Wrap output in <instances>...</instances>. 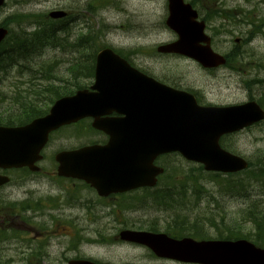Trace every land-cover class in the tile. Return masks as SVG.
I'll use <instances>...</instances> for the list:
<instances>
[{"label":"rangeland","instance_id":"374dc122","mask_svg":"<svg viewBox=\"0 0 264 264\" xmlns=\"http://www.w3.org/2000/svg\"><path fill=\"white\" fill-rule=\"evenodd\" d=\"M192 1L201 10L200 16L218 7L231 10L234 15V24H226L227 21L216 19L212 24L208 23L206 34L211 37V48L214 52L225 55L235 46V39L240 38L239 62H236L234 70L219 68L217 70H205L191 59L173 56H161L156 53V48L161 44H167L176 40V35L166 28L164 22L167 18L165 0H7L0 8V24L4 20H10L15 14H33L46 17L53 11L69 13V35L67 42L73 43L75 39L91 32L97 41L95 49L109 47L127 61L136 70L150 74L154 79H159L168 85H175L183 90H203L207 98L213 103L229 106L245 103L249 100L258 101L264 97V27L263 34H259L249 44L244 45V38L251 31L248 23H236V21L264 20V0H185ZM239 13V14H238ZM230 23V22H229ZM9 31H17L16 25H9ZM215 30L218 33H215ZM30 31V29L28 30ZM80 55L70 49H48L44 53L43 61L53 64L55 71L64 79H68L67 70L72 62ZM34 69L33 71H35ZM53 70V71H54ZM30 73L13 69L0 77V110L9 107L20 99L19 93L26 90L39 88L46 79L44 74ZM256 79L262 84L256 85ZM246 81L255 82L246 87ZM93 79H80L81 85L92 84ZM48 106L45 107V109ZM84 135L83 140H80ZM97 137L88 131L86 126L68 127L55 134L51 142L44 150V159L38 164L45 170L55 168L53 156L59 150H72L80 147L84 142ZM223 143V144H222ZM222 147L242 158L248 163L247 174L240 173L232 178L220 176L215 178L209 174L195 172L199 165L185 161L177 154L162 157L160 165L166 169L167 175L161 180V185L173 182L176 186H184V189H195L201 196L198 207L190 204L177 211L176 222H186L182 230L188 229L190 224L195 231L200 232L204 239H216L218 231H223L222 225L231 226L230 231H239L244 239L254 242L256 229L249 221L244 222L242 212L250 206L252 200L261 203L259 209L264 210V188L260 182H256L255 175L264 170V122L248 128L221 142ZM251 168H250V163ZM55 173V169L53 171ZM19 174H15V180L4 190V196L10 198L28 199L49 196L53 199H61V209L53 214L61 213L68 219L69 235H77L82 230L93 228L103 232L104 236L111 238L114 230L118 229L116 223L101 220V215H107L116 211L120 214L131 216L135 229H145L148 226H157L155 229L163 230L165 225H173L174 215L163 210H156L153 206L138 203L136 199L141 197L140 192L133 194L131 212L115 206H89L85 208L82 203L89 197L79 185H68L66 196L60 191V186L53 184L49 177H23V184L16 181ZM230 179V181H229ZM229 181V183H227ZM17 182V184H16ZM15 184V185H14ZM159 186L158 189H161ZM188 199L196 202V194L189 190ZM137 206V207H134ZM222 219V220H221ZM66 227V226H65ZM226 235V233H223ZM71 238H68L70 241ZM91 244L80 246L77 251L69 250V257L90 256L104 262H112L118 256L126 261L138 264H154L140 249L130 251L109 244L96 243L98 238L91 235ZM264 248V246L262 247ZM128 254L132 255L130 259Z\"/></svg>","mask_w":264,"mask_h":264},{"label":"water","instance_id":"95a60500","mask_svg":"<svg viewBox=\"0 0 264 264\" xmlns=\"http://www.w3.org/2000/svg\"><path fill=\"white\" fill-rule=\"evenodd\" d=\"M5 1L0 0V7ZM167 1L165 25L176 33L177 40L159 46L157 52L191 58L206 69L224 65V57L211 50L204 23L196 21L197 14L191 6L183 0ZM48 16L62 19L66 13L53 11ZM7 35L8 30L0 27V43ZM82 90L59 99L48 115L26 126L0 127V167L38 171L34 164L41 159L40 151L49 133L92 117V128L108 135V143L59 152L55 161L59 177L83 180L101 197L153 188L157 176L164 171L154 166V161L163 154L178 153L186 161L202 165L206 172L235 174L246 170L247 163L221 149L219 139L264 120V111L254 101L228 107H200L193 97L172 91L132 68L110 48L96 54L93 84ZM150 90L161 91V104H147ZM112 109L128 119H99ZM7 182V178H0V186ZM117 183L120 187L115 186ZM120 236L146 246L158 257L180 262L264 264V249L246 240L175 241L164 234L135 231H123ZM70 264L96 263L84 260Z\"/></svg>","mask_w":264,"mask_h":264},{"label":"flooded vegetation","instance_id":"af4514ba","mask_svg":"<svg viewBox=\"0 0 264 264\" xmlns=\"http://www.w3.org/2000/svg\"><path fill=\"white\" fill-rule=\"evenodd\" d=\"M193 6L195 4L191 3ZM194 8V7H193ZM226 9V8H225ZM224 7L216 8L215 11H219L218 13H214L213 11L206 12L203 17H200L202 8L198 11V18L200 21H203L207 26L208 23H213V17L216 14L217 16L222 14L224 11ZM230 11L231 10H226ZM239 14V13H238ZM226 24L229 23L230 19L226 17H222ZM252 33L249 32L245 35L244 41L247 43L252 42ZM239 45L234 46V48L225 54L226 59H236L239 58ZM176 88L177 92L186 93L191 95L196 103L199 106L204 107H221L222 105H218L209 100L203 90H183L175 85H170ZM66 95L63 96H52L53 92H65ZM71 90H26L19 93L20 99L15 101V107L19 109H30V107H39L44 104H49L50 107L60 98L68 97L74 95L77 91L81 90H73V93H69ZM90 91V90H87ZM161 91L160 90H150V94L147 96V104L148 103H157L161 104ZM156 105V104H155ZM47 110V113L49 111ZM108 113L99 117L100 120H114V121H123L127 120L125 114H121L120 112L112 109L107 111ZM46 113V114H47ZM27 120V119H26ZM32 120L28 121H20L16 124L8 125L1 124L2 127H18L24 126L30 123ZM94 118H82L76 123L70 126H92ZM64 128L57 129L50 133L48 143L41 151L42 159H44V150L51 142L52 137L61 132ZM91 131L94 132L97 137L90 139L87 142H84L80 147L90 146V145H98L104 146L109 141V136L99 130H94L91 128ZM84 135H81L80 140H83ZM60 151V150H59ZM163 156L158 157L154 164L156 166L160 165V160ZM55 169V173L53 172ZM15 174H19V178H16V181H19L18 184L22 185L23 177L34 176V177H49L53 184H57L60 187V191H62L63 195L66 196L68 191V185H79V187L88 192L89 197L93 199H86L82 203V206L85 208H89V206H115L123 209L125 212H131L133 205V194L140 192L141 197L136 199L138 203H147V199L150 195H155L156 189L149 188H141L135 191H124V192H116L110 193L105 197H101L98 195L96 190L92 188L89 184H87L83 180H74L69 178L59 177L56 173V164L55 168L45 170L44 168H40L38 172L31 173L27 168L22 169H4L0 168V178H7L8 183L6 185L0 186V264H70L73 261L78 260H89L96 262L98 264H138L133 261H126L121 256H118L112 262H104L99 259H95L90 256H73L69 257V250L77 251L80 246L86 244H91L90 240L91 235H96L98 238L96 243L101 244H109L111 246L121 247L127 250H131L133 248L142 250L146 257L152 261L154 264H196V263H188V262H180L168 258H161L155 255L149 248L139 245L136 243H132L122 239L120 236L123 231H146L152 232L154 234L161 233L166 235L171 240H182V239H192L194 241L201 240H222V239H204L200 232L195 231V227L191 224L187 226L188 229L182 230L181 226L174 220L173 217V225H165L163 230L159 231L154 230H145V229H135L133 227V222L130 214H120V212L116 211L111 214L101 215V220H107L118 225V229L114 230V234L111 238H107L104 236L103 232L98 229L91 230H82L78 232L77 235H69L68 229L69 223L67 217L63 214H53V212H58L62 205L60 204L61 199H52L51 194L49 196L39 197V198H28L19 199V198H10L4 196V190L8 188L11 184H13L15 180ZM160 177H158L157 186H162L163 189L165 186L172 187V185H161L159 183ZM17 184V182H16ZM15 185V184H14ZM116 187H120V184L117 183ZM180 221V220H178ZM66 226V227H65ZM186 226V225H185ZM71 238L68 241V238ZM242 238H231L228 241H235ZM129 258H132L131 254H128Z\"/></svg>","mask_w":264,"mask_h":264},{"label":"trees","instance_id":"16d2710c","mask_svg":"<svg viewBox=\"0 0 264 264\" xmlns=\"http://www.w3.org/2000/svg\"><path fill=\"white\" fill-rule=\"evenodd\" d=\"M68 20L61 21H51L47 17L42 15L33 14H15L10 20H4L1 24L3 27L8 28L9 25H16L19 30L13 32L9 31L8 37L0 46V77L12 71L13 69H18L21 73L23 70L33 71V73L44 74L46 78L43 84L34 90H71L69 93H73V90H78L82 88H87L86 84L81 85L79 83L80 79L90 80L93 78L94 74V61L97 49L95 46L97 41L92 37V33L89 32L84 36H80L73 41V43L67 42V36L69 35L70 28ZM262 26L256 25V33L262 31ZM30 29V31H28ZM217 33V32H216ZM70 49L75 51L80 55L75 62H72L70 68L67 70L68 79L62 78L55 71V67L43 61L44 53L48 49ZM104 48V47H103ZM233 60L227 61V66L234 69ZM55 70H54V69ZM54 70V71H53ZM254 82L250 81L247 87H250ZM262 84L261 80L256 79V85ZM65 92H53L52 96H63L66 95ZM1 101V99H0ZM258 104L264 109V97L258 99ZM47 106V104H46ZM30 107V109H17L12 103L9 107H3L0 110V125L8 124L14 125L24 119L31 120L32 118H37L45 114L46 107ZM251 168V163H250ZM195 172L202 173V168L194 170ZM260 173H256V182H260L261 187L264 188V170L262 167L258 170ZM250 171H245L243 173L247 174ZM211 176L218 178L219 174H211ZM232 178L233 176H228ZM230 181V179H229ZM229 181L227 183H229ZM189 190L194 191L196 194V202L188 203V199L193 198L189 195ZM155 195H150L147 199L145 205L153 206L152 208L156 210H163L165 212L172 213L175 220H179L177 211L179 209H184L186 205L190 204L194 207H198L199 200L201 196L199 192L195 189H184V186H174L172 188H165L164 190H155ZM259 201L252 200L250 206L246 208L243 212L244 222L249 221L253 224L256 229V234L254 237V242L256 245L264 246V210L259 209ZM134 207H137L134 205ZM264 208V207H263ZM222 220V219H221ZM182 220L180 223L177 222L182 228L185 226L186 222ZM223 231H218V238H237L243 237L239 231H230L231 226L221 225ZM149 228L154 230L157 226L150 225ZM226 233V235H223Z\"/></svg>","mask_w":264,"mask_h":264},{"label":"bare ground","instance_id":"6f19581e","mask_svg":"<svg viewBox=\"0 0 264 264\" xmlns=\"http://www.w3.org/2000/svg\"><path fill=\"white\" fill-rule=\"evenodd\" d=\"M247 163V162H246ZM247 167H248V163H247ZM247 169V168H246Z\"/></svg>","mask_w":264,"mask_h":264}]
</instances>
